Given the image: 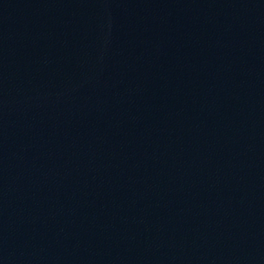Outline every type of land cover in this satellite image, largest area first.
I'll return each instance as SVG.
<instances>
[{
  "label": "water",
  "instance_id": "obj_1",
  "mask_svg": "<svg viewBox=\"0 0 264 264\" xmlns=\"http://www.w3.org/2000/svg\"><path fill=\"white\" fill-rule=\"evenodd\" d=\"M0 264H264V0H0Z\"/></svg>",
  "mask_w": 264,
  "mask_h": 264
}]
</instances>
